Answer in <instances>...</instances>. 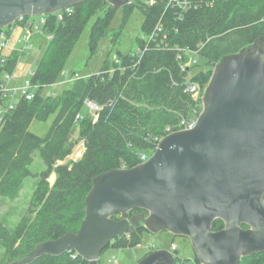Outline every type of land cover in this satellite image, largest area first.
Returning <instances> with one entry per match:
<instances>
[{"label": "trees", "instance_id": "1", "mask_svg": "<svg viewBox=\"0 0 264 264\" xmlns=\"http://www.w3.org/2000/svg\"><path fill=\"white\" fill-rule=\"evenodd\" d=\"M210 1L183 13L165 10L161 0L152 7H145L143 0L125 4L121 7V29L138 7L144 18L143 34L152 32L163 17L162 29L168 40L161 41L159 36L145 50L146 41L139 39V49H143L140 55L137 51H117L119 63L106 59L99 72L75 79L69 88L54 95H45L44 89L57 82L91 18L96 15L89 35L93 55L99 42L109 37L117 8L105 0H87L62 11L60 19L58 13L45 16L44 30L52 39L30 78L36 91L33 99L20 96L15 102L7 101L1 85L4 75L13 73L18 55L15 51L3 54L0 50V196L16 197L25 180L35 176L30 169L35 151H40L46 166L37 192L36 204L40 208L35 219H25L15 228H9L0 219V264H14L27 257L39 243L78 231L85 218V198L94 177L140 164L141 155L152 154L157 140L167 135V126L193 114L194 102L182 86L197 64L183 70L175 47L198 49L202 45L196 63L211 68L226 54L249 47L264 35V0ZM12 26L0 29V33L10 32ZM112 66L115 69L111 72ZM212 71L201 70L192 81L204 85ZM86 100L102 108L96 121L83 112ZM53 114L44 135L30 130L34 120L47 121ZM76 125L85 145L83 156L56 164L71 154L78 143L72 131ZM53 172L56 180L50 186L47 179ZM224 224L222 219H216L213 230ZM145 231L149 230L144 225L132 226L110 245L118 249L135 247L142 242ZM29 264H89V261L71 249L59 256L45 254ZM240 264H264V252L245 256Z\"/></svg>", "mask_w": 264, "mask_h": 264}, {"label": "water", "instance_id": "2", "mask_svg": "<svg viewBox=\"0 0 264 264\" xmlns=\"http://www.w3.org/2000/svg\"><path fill=\"white\" fill-rule=\"evenodd\" d=\"M83 1L0 0V29L21 16L55 14ZM105 1L114 8L130 2ZM203 101L195 127L167 134L134 167L94 177L78 231L39 243L14 264L71 249L100 264L103 250L131 223L189 237L203 264H240L264 252V35L222 57ZM133 209L148 215L114 218ZM216 219L224 221L223 229L213 230ZM174 261L168 249H157L135 264Z\"/></svg>", "mask_w": 264, "mask_h": 264}, {"label": "rangeland", "instance_id": "3", "mask_svg": "<svg viewBox=\"0 0 264 264\" xmlns=\"http://www.w3.org/2000/svg\"><path fill=\"white\" fill-rule=\"evenodd\" d=\"M143 5L147 7V5L144 3V0H143ZM154 5H156V3L152 4L151 7ZM98 14H102V12L99 11ZM49 15L50 14H47L46 16L48 17ZM39 16L40 15L29 16L33 23L31 25H27V22L25 21H20V23L14 22L12 25L17 26L18 29L15 30V33L11 37H10L11 35L10 33L12 31L11 32H8V30L5 31L7 37L9 38V42H8V46L2 49V53L8 54L9 50L11 49V52L15 51V53L18 55V61L16 67L13 73H11L12 78L10 80H6L3 77L4 83L8 86L9 89L7 96V101L9 103L17 101L18 98L21 96L19 88L24 86L27 80L31 78L32 76L31 72L34 71V69L36 68L38 62L40 61L46 49V46L48 45L49 41L52 39V35L48 32H45L44 26L41 22V17ZM122 19H123V10L122 8H117V11L114 14L112 21L110 23V28L112 29V31L110 30L111 32H109V37L103 38L99 42V47L97 48V51L93 55H91V51L89 49V35H90L91 27L93 26L96 20V15L93 16L89 21V23L87 24L85 30L83 31L73 52L69 56L65 68L61 72L57 82L55 83V85L44 89L43 93L45 95H49V94L54 95L55 93H60L64 91L66 88H69L72 85L75 79H79L81 77L83 78L88 77L95 72H99L106 59L119 63L118 57H116L117 51H122L124 53L130 51L132 52L137 51L140 55L143 52V49L141 50L139 49V39L146 41L147 43L151 34V32L148 34H143V32L141 31V24L144 19L143 14L138 7L135 8L127 24L121 29L120 26L122 25ZM162 19L163 17H161L160 20ZM8 27H5V29ZM24 36H28L29 38H23ZM114 37L116 39L115 41H113ZM21 38L24 40L19 42L18 39ZM155 38H157V36ZM14 45L16 46L14 47ZM13 47L14 49H12ZM18 48H20V50H18ZM182 48H188V47H182ZM201 48L202 45H199V49ZM180 54L182 58L181 68L183 70H185V67H183V65H187L189 67L197 64L189 72L186 80L183 83L182 87L184 92H186L185 85L187 83L188 84L191 82L196 83L192 81V77L196 73H198L201 70H209V69L213 70L215 66L210 68V66L209 67L204 66L203 63L202 64L200 63L198 65V63L193 62L195 56L192 54V51H185L184 49L181 51ZM114 69L115 68H113V66L110 67L111 72ZM207 84L208 83H205L204 85L200 83L197 84L198 91L195 93L186 92L193 100L194 106L192 110L193 114L191 116H187L184 118L195 119L199 116L198 112H201L203 109V105H204L203 98L205 95ZM13 88L18 89L16 95H12L14 92H12V94L10 93L13 90ZM34 92H36L35 89ZM96 106L97 107H92L86 104L83 110L84 113L88 112L92 120L94 121L98 119L99 111L102 109L101 106L97 104ZM198 107L200 111L198 110ZM77 117L80 116L78 115ZM53 118H54V114L51 115L47 121L34 120L30 126V130L36 134L44 135L47 129L49 128ZM72 131L74 136L73 138L75 139V137L77 136L75 140L78 139L77 140L78 143L74 147V150L72 151L71 154H69L63 160H58L56 164H64L67 162L79 160L85 152L84 141L78 135L79 126L76 125ZM155 149L156 148H154V151ZM154 151L152 152V154L154 153ZM152 154H150V152H147L142 155H145L147 160ZM45 168L46 166L40 151L39 150L35 151L33 163L30 166L31 171L35 174V176H30L25 180L22 189L18 192L16 197L8 198V197L0 196V219L9 228H15L17 225L21 223V221L25 219L34 220L35 217L37 216L40 206L36 204L37 202L36 197L39 187L43 182L41 173L45 170ZM55 180H56V173L53 172L50 175V177L47 179V181L49 182V185L52 186ZM224 226L221 228L223 229ZM174 246L176 247L175 248L176 252L180 255L181 259L183 260L185 259V264H203L202 262H200V260L197 259L198 255L189 237L182 235H175L168 231H160L158 233L145 231L143 234L142 242L135 247L118 249L116 248L115 245L114 246L110 245L109 247L104 249L103 252L101 253L99 263L100 264H131L136 262L142 255H144L147 252L149 253L157 249L169 250ZM1 258H2V250L0 249V259Z\"/></svg>", "mask_w": 264, "mask_h": 264}, {"label": "built area", "instance_id": "4", "mask_svg": "<svg viewBox=\"0 0 264 264\" xmlns=\"http://www.w3.org/2000/svg\"><path fill=\"white\" fill-rule=\"evenodd\" d=\"M131 1H134V0H130ZM159 0H144V3L147 5V6H151L152 4L154 3H157ZM165 9H168V10H175L176 12L178 13H183V11H185L186 9H190L192 6H197V5H200L201 3H203V1H205L206 3H211L210 0H199V1H194V0H161ZM170 7V8H169ZM71 7H68L64 10H70ZM62 10V11H64ZM57 12L58 13V17L59 19L62 17L61 16V12ZM46 15H40L39 17H41V22L43 24V26L45 25L46 23V20L47 18L45 17ZM26 17V18H25ZM17 21H25L27 22V25H31L33 24L32 21H31V18L29 16H21ZM162 20L159 21V23L155 26V28L153 29V31L151 32L150 34V38L148 39L147 43H146V48L145 50L148 49V45H150V42L153 40H157V38H155L156 36L157 37H161V41H165V40H168V34L165 33L162 29ZM23 38H29L28 36H24ZM24 39H18L19 42L23 41ZM8 42H9V38L7 37L6 35V32L5 31H2L0 33V50H2L4 47H7L8 46ZM159 44V43H158ZM160 45V44H159ZM185 51H192V54L196 57H194V60L193 62H196L197 59H198V54H199V51L200 49H192V48H182V47H175V50L176 52L178 53V58L182 60L181 58V51L184 50ZM188 49V50H186ZM18 50H20V48H18ZM182 65V64H181ZM183 67L187 68L188 66L187 65H183ZM31 74L33 75L34 74V71L31 72ZM4 78L6 80H10L12 78V74L11 73H6L4 75ZM1 89L3 92H6L4 93L5 96H8V86L3 83L1 85ZM20 89V93H21V96H25L28 100L30 99H33V97L35 96V93H34V87L29 80H27L26 84L22 87L19 88ZM185 91L188 92V93H195L198 91V86L196 83H187L185 85ZM12 92H14L12 94ZM18 92V89L17 88H13V90L10 92L12 95H16ZM86 104L87 105H90L92 107H97L96 104L93 102V101H90V100H86ZM198 112V110H197ZM198 114H200V112H198ZM196 117V116H195ZM198 118V117H197ZM197 118L195 119H191V118H182L176 125H169L167 126L166 128V131H167V134H170L172 132H175V131H179V130H187V129H191L193 127H195L196 123H197ZM162 139V138H161ZM161 139H158L157 140V145L158 143L160 142ZM141 159L142 161H146V156L145 155H142L141 156ZM142 163V162H141ZM176 247L174 246L173 248H170V252L173 254L174 256V264H185V259H181L180 255L176 252Z\"/></svg>", "mask_w": 264, "mask_h": 264}, {"label": "flooded vegetation", "instance_id": "5", "mask_svg": "<svg viewBox=\"0 0 264 264\" xmlns=\"http://www.w3.org/2000/svg\"><path fill=\"white\" fill-rule=\"evenodd\" d=\"M143 213H146V215H148V213L146 212V211H144V210H142V209H133V210H130V211H128L127 213H124V214H117V215H115L116 217H117V219H124V218H126V219H131V218H133V217H135V216H139V215H141V214H143ZM141 223H142V221H141ZM132 226H134L135 227V225H133L132 223L130 224V227H132ZM130 227H129V229H130ZM138 227V226H137ZM225 227V226H224ZM242 227L243 228H248V226L246 225V224H244V225H242ZM222 229V228H221ZM218 229H216L215 231H217ZM220 230V229H219Z\"/></svg>", "mask_w": 264, "mask_h": 264}, {"label": "crops", "instance_id": "6", "mask_svg": "<svg viewBox=\"0 0 264 264\" xmlns=\"http://www.w3.org/2000/svg\"><path fill=\"white\" fill-rule=\"evenodd\" d=\"M13 27H14V26H13ZM13 27L9 30L10 32L12 31V32L10 33V34H11L10 37L15 33V30L18 29L17 26H15L14 28H13ZM16 27H17V28H16ZM13 29H14V30H13ZM15 46H16V45H14V47H15ZM14 47H13L12 49H14ZM10 52H11V49L9 50V53H10Z\"/></svg>", "mask_w": 264, "mask_h": 264}]
</instances>
